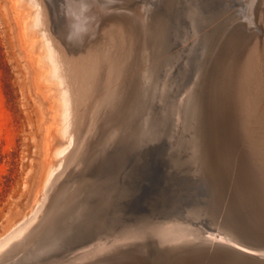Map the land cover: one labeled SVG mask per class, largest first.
<instances>
[{
    "label": "bare ground",
    "instance_id": "6f19581e",
    "mask_svg": "<svg viewBox=\"0 0 264 264\" xmlns=\"http://www.w3.org/2000/svg\"><path fill=\"white\" fill-rule=\"evenodd\" d=\"M14 1L17 22L22 29L21 41L24 48L26 49V52L29 54V60H31V63H33L35 67L36 79L37 81H39L40 87L42 89L43 86L47 87V85H45L46 83H51V85L55 86V91H57L56 98H54L56 101L50 96L48 97H50L52 101L54 100L52 102V108L54 110L53 121L57 125V135L61 136L67 142L66 145H64V147L61 149L51 147L53 144L52 142V144H48L47 160L49 158L51 160L50 155H52V157H54L56 160L65 157L67 152L74 145V136L76 134L74 135L73 133L76 130V126L77 130L80 131V136L78 137V147L75 151H73V154L70 156V158L66 160L67 165L63 163L65 166H67V169H69H65L64 174H62V176L64 177L63 182H61L56 186V188L53 189V191L50 193V196L46 199L45 203L43 202L44 204L42 207H37V203H41V201H39V198L37 199L35 207L31 210L30 216H32V218L30 216V219H27L25 217L24 221L14 225L13 228L3 238H0V264H140V260H138L135 255L145 253L151 246L154 247L153 255L151 257H143V261H145L147 264H168L169 262L172 264H186L189 261H193L199 264H206V262H209L211 256L217 257L221 254L222 251L230 252L235 257H237V254H235L236 252L234 250L238 247L253 253L251 254V256L257 257L259 259H264V249L258 251L250 250L248 247L242 245L238 237L232 232L221 233L220 223H218L219 221L215 219V215L210 214L209 210L211 208H219L220 205L218 206L217 204H219L220 202H228L229 197L235 200L236 196H231V194H229L233 188L230 187V179H227V175L222 177L221 180H218L215 177L216 175H213L212 173L213 170H215V166L210 160V156L206 151H200L201 147L199 141L196 138V135L200 133V128L198 127L197 122L198 120H200V117L201 119H203L202 115L200 116L199 112H203V110L205 109L204 105L201 103V92H203L204 90V84L202 83L199 85L198 88L200 91L195 92L193 89L194 86H197L198 81L200 80V75L204 70H206V64L215 55L216 43L220 41L221 36L224 35L225 31L231 28L232 24H234V22H237L238 20V22H240L241 20H248L249 23L254 22V13L251 11L254 7L255 0H233L232 2H230V0H224L225 2H223V4L229 7L233 6L234 4H237V6L231 9H227L224 14L217 18H214V16L212 15L213 13H215V11H213V3H209L206 0H185L184 13L185 19L189 24L190 31H187L188 33L185 31V33L183 32V35L181 37L182 49L180 51L175 50L174 52L173 49L171 51L168 50L169 52L166 58H162V54L156 53L151 44L152 40H155L158 44H160L161 48H163L167 44L165 39L162 37V34L155 33L153 31L154 17L156 15V11L160 9L159 7L161 4V0H136L137 2L131 5L126 3V1L129 0H66L69 7L68 14L75 19L74 26L72 25L71 27H68L67 25V27L69 28L68 31H70V33L73 32L71 34L74 38L73 42H75V45H80L81 42L83 45V42H87L86 40L90 38L93 39L94 36L96 37V34L103 31V29L106 28V26H108L110 23L112 25V22L115 25L114 27L117 28L115 32H118V29L121 27L123 31H121L122 34H120V36L122 35L124 39V48L123 50L119 49L117 51L123 54L121 57H119V59L122 58L121 64L119 65L120 69L116 66H113V70L119 69V71L117 72L121 73H119V75L122 82H120L115 89L116 96H114L113 93H109L102 99L100 98L95 101V109L89 119L85 116L86 113L82 112L75 117L82 104L80 105V103H77L78 108L74 105L73 95L68 84V75L66 72L68 68H65V62L61 58L52 38L50 37V34H48L46 30L43 31L42 36L40 34V36L43 38V41L41 43V50L43 51V53L40 55L36 54L38 55L36 57H34V55L32 54L33 52L31 51V49L34 48V46L36 45V39L37 37H39L38 35H36L35 30L36 28H39L43 25L42 8L39 1L31 0V5H29L32 7V9L34 8L35 11L32 10V12L28 14V22L25 20L28 16L23 15V11L26 7L28 8V6L24 5L26 7H22L24 9L23 11H20L18 6L21 1L22 3H24L25 0ZM131 2H133V0ZM169 2L171 4L173 3L172 0H169ZM27 3L30 2L28 1ZM30 6L28 9H30ZM256 8L257 7H255V9ZM261 12L262 11H260V13ZM262 22L264 23V21ZM239 25L241 27H244L245 29V25L243 22L239 23ZM261 26L262 24L260 25V27ZM67 27H65L66 32ZM111 29L112 28H110V30ZM163 29H165L164 26H162V30ZM26 30L31 32L27 33ZM107 31H109V29ZM238 31L242 32L244 30H242L241 28V30ZM238 31L237 33H239ZM232 32L235 34L234 31ZM248 32L250 35L253 34L251 31ZM28 34L31 35L32 42H29L27 40ZM242 34V37H245V40L249 36L248 33H246L248 34L247 37L244 35V32H242ZM109 35L110 34H108V36ZM66 36H68V32ZM214 36H218L217 40ZM236 36L231 37L230 39L228 38L229 40H231L229 42L231 43L232 39L239 38L241 34L239 35V37ZM95 37L94 39H96ZM105 37L107 38V35ZM105 37L103 36L102 39L105 40ZM170 37L171 39L175 40H177L178 38L175 33L171 34ZM250 37L251 36H249V38L247 39L251 40L254 38ZM241 38H239L241 41L239 39H235L239 41L236 44L240 47L244 44V42L246 44V41L243 42L244 39ZM63 39H65V36ZM107 39H109V37ZM215 40L217 41L216 43ZM259 40L260 39H258L257 41ZM253 41H255V38L254 40H251V42ZM98 42L97 43L100 44L101 41ZM229 42L226 44L228 46L232 45H229ZM251 42L249 41V43H247L246 45L250 44ZM88 43L89 40L86 44ZM114 43L115 45L117 44L115 41ZM70 44L72 46L73 43L66 44L68 45L67 47H69ZM91 44L93 43L90 42L87 47ZM250 45L253 46L252 44ZM92 46L94 47V44L91 45V47ZM255 46L256 44L254 45V47ZM73 47H75L74 44ZM83 47H85V44ZM87 47H85V49ZM234 47L237 48L234 45L233 47H231V49H234ZM88 48L86 49V51L81 53L89 52L87 51ZM113 48L112 50L116 49ZM262 48H259V50H261ZM69 49L73 50L72 47ZM85 49L83 48V50ZM91 49L90 52L92 51L95 53L94 50L96 49ZM231 49L230 52H227V54H229L230 56V59L232 55L234 56L233 53L237 54L236 51L239 48L237 50L234 49L236 51L232 52V55H230ZM248 49H251V47ZM98 51H100L101 53V50ZM98 51L96 52L98 53ZM107 51L109 50L107 49ZM223 51L226 52V48L223 49ZM244 51L245 50H243L242 52ZM61 52L63 53V50ZM197 52H199L198 56L200 58L198 60H195L196 62H193L192 59L194 53L196 55ZM73 55L71 58L72 62L74 61ZM83 56L80 55V57ZM229 56H227V58ZM104 57L107 58V56ZM232 59L236 60L233 57ZM179 61H182L183 70L186 72V75H189L190 71L194 67L196 68L195 80L193 81L192 85L190 87H187L184 91L181 90L183 84H180L179 82L172 84V80L175 77L173 71ZM221 63L222 62H220L219 65ZM238 63H240V67H242V70L244 71L245 68L243 67V63H241V61H239ZM102 66L103 65H101V67ZM227 66L224 67H226L227 69ZM41 67H44L45 70H42ZM224 67L220 65L221 69ZM231 68L234 69L233 66ZM43 71L47 73L44 78L42 77ZM235 71L237 72V70H234V72ZM221 73L222 74L220 75L222 76H225L226 74L225 72V74H223V72ZM85 74L86 73H84V75ZM161 74H163V77H161ZM217 74L218 73L216 72V76L219 75ZM228 74L229 75L226 76V78L228 77L227 79H229L230 76V73ZM239 75L242 74L240 73L238 74V76ZM100 79L103 80V78ZM227 79H225L224 83L227 82ZM100 81L101 80H99V85ZM221 83H223L222 80ZM95 85L96 84H94V87L97 86ZM102 85L103 84H101V86ZM215 87L217 88V86ZM219 87H221V85ZM219 87L217 89H220ZM239 88L237 90H239ZM213 90L216 91V89ZM93 91L95 92V90ZM180 91L183 93L181 94L178 106L176 107V101L174 100L173 93H180ZM230 92L231 91H229L228 94H230ZM228 94L225 96H228ZM232 95H234V93ZM211 96L215 95L211 94ZM228 97L231 99L230 96ZM90 98L92 99L93 97L90 96ZM239 98L240 97H238V99ZM212 99H214V97H212ZM215 99L217 98L215 97ZM234 99L235 97L232 96V100ZM238 99L236 100L237 103ZM236 101L234 100V103ZM228 102L231 103L232 101ZM92 103L93 102L91 101L89 106H92ZM220 104L222 105V101L221 103H219V106L223 107ZM223 104L225 105V103ZM241 104L243 103L241 102ZM87 106L88 105H86V107ZM211 107V109H213V106ZM214 107L216 111L217 108L216 106ZM223 108L222 110H224ZM230 108L232 107L230 106ZM86 109H84V111H86ZM237 109L234 111L237 112ZM225 110H227V113L228 111H233V109L230 110L229 108H225ZM219 111L221 112L220 108L218 109L217 113H219ZM88 113L90 114V112L87 111V116H89ZM233 113L234 112H231L230 114ZM212 115H215L216 117V114H213V112ZM220 115L221 113L219 114V116ZM233 115L235 116V114ZM230 116L231 115H228V117ZM231 117L229 121H232ZM239 117L240 116H237L238 119ZM241 118L242 117H240V119ZM217 119H219V117ZM213 120H216V118ZM237 124L238 126L236 127L238 129H241V127L239 128V123ZM226 127L227 124L225 126V131L227 129ZM231 127L229 128L231 129ZM236 127H232L234 128V130L228 129L227 131H235ZM49 128L50 130L47 138L50 140L51 132L53 131V129L52 127ZM174 129L175 133L172 132L174 131ZM236 131L238 130L236 129ZM241 132L238 131L237 135ZM233 133L236 134V132ZM230 135L234 137L232 133ZM237 135L235 137H237ZM241 135L243 136V134ZM157 136H163L167 140V142L171 141L172 143L169 151L167 152V157L169 158L170 164H168L166 167V169L168 170L165 172V178L169 177V171L172 167L179 168L182 165L190 163L195 167V169H193V174L190 175V177H188L186 174L182 175L181 179H179L175 183L177 188L174 187L173 191L170 189L171 199L168 198L167 193L163 198L165 200H161L149 208L133 209V211L130 212L132 213L131 215H129L130 213H128V211L116 210V208H113L111 206L110 201L111 194L114 192V188H102L100 186V183H98L99 181H97V178L99 176L105 175L107 172L104 166V164L107 165L105 152L112 146H115V144H118V146L121 147L129 146L133 141L138 140L143 142L147 139L156 138ZM180 136L181 138L178 142ZM239 136L240 135H238V137ZM219 137L220 135L218 136V139H220ZM235 137L234 139H236ZM232 138L231 140H233ZM239 138H241V136ZM240 141L242 142L243 140ZM223 142L227 141L223 140ZM223 142L222 140L220 141V143ZM236 142L233 143L235 146ZM238 147L239 146H237V148ZM243 149V151H245L246 148ZM186 150H192L193 156L188 158L185 154ZM219 151H221V149ZM246 152L248 153V151H245L243 153ZM215 154L217 155V152ZM250 154L252 155L253 153ZM220 155L222 156V154ZM229 155L232 156V154ZM251 155L250 157H253V155ZM217 157L219 158L218 155ZM256 157L259 156L256 155ZM256 161L257 160H255L254 162ZM51 162L53 161L51 160ZM200 162L206 165V169H208L210 173V178L208 179V181L204 173L205 168H203L201 165H198V163ZM227 162H229V160H227ZM135 164L137 165L136 162ZM224 165H222V167H224ZM60 167L61 164H59L58 162L54 164L49 163V171L44 179L45 185H47V187L44 185L46 189L48 188V185L51 184L54 176L57 175L56 173H58ZM239 168L238 170H234L239 172ZM252 172L254 173V171ZM255 173H257V171ZM102 178L105 177L103 176ZM153 181L154 180H151L150 183L147 184L148 188H152V190L156 187H159L160 189L164 188L163 185L166 182L164 179H157L156 182ZM218 183L221 184L222 194H217L216 192V185ZM236 185L238 187L241 186V188L243 187L247 191V193H250L253 190L256 194L261 195V193L264 191L259 189L261 185H257L258 188L254 187V189H252V185L249 184L251 190L247 188L248 186L245 187L242 186V184L240 185L239 183H237ZM233 187H235V184L233 185ZM244 189L242 192H244ZM44 193L45 191L43 192V194L41 193L42 196L45 195ZM262 194L264 195V193ZM204 201H207V203H204ZM183 210L185 211L183 212ZM258 219L259 218H257V220ZM232 221L236 225L241 226L235 219H232ZM259 224H261V220ZM207 225H210L213 228H217V231H211L207 228ZM91 236H96L97 238L94 241L83 244ZM76 244L79 245L77 247H74ZM246 256L250 257L249 254H246ZM44 259L47 260L43 261ZM241 264L248 263L242 261Z\"/></svg>",
    "mask_w": 264,
    "mask_h": 264
},
{
    "label": "rangeland",
    "instance_id": "374dc122",
    "mask_svg": "<svg viewBox=\"0 0 264 264\" xmlns=\"http://www.w3.org/2000/svg\"><path fill=\"white\" fill-rule=\"evenodd\" d=\"M28 1L30 3H27ZM38 1L40 3L41 8H42V15H43V25L42 26L44 28L41 26L39 28H36V30L39 29V30H37V32L35 30L36 35H38L39 37H37V39H36V45L34 46V48L31 49V51L33 52L32 54L34 55V57H36V56L43 53V51L41 50L42 49L41 43L43 41V38L41 36H42L43 31L46 30V32L48 34H50V37L52 38L55 47L57 48L61 58L65 62V68L66 67L68 68V69L66 68L67 69L66 72L68 75V84L70 86V89H71V92L73 95L74 105L77 106V103H80V105L82 104L80 109L78 110L77 114L75 115V117L77 115H79V113L82 112V113H86L85 116L88 117V119H89L91 117L94 109H95V101H97L100 98L102 99L104 96H106L109 93H111V94L113 93L114 96H116V90L115 89L117 88V85L120 82H122L120 79V75H119L120 72H117L120 69L119 65L121 64V60H122V58L119 59V57H121L123 55L117 51L119 49L123 50V48H124V45H123L124 39H123L122 35L120 36V34H122L121 33L122 27L118 29L120 31V33H119V31L115 32V30L117 28L114 27L115 25L112 22V25L110 23L108 26H106L107 30L109 29L110 32L107 31L106 28H104L103 31L99 32L100 34L98 33V34H96V37L94 36L96 39H94V37H93V39L90 38L91 40L88 39L89 40L88 44H90V42L94 44V47L93 46L91 47V45H93V44H91L89 46L91 48H93V50L96 49V50H94L95 53L92 51L90 52L91 48L89 46H88L89 47L88 48L87 47L88 44H86L88 42V40H86L87 42H85V43L83 42V45H82V42L80 45H75V42H73L74 38L71 34L73 32L70 33V31H68L69 30L68 27H71L72 25L74 26L75 19L68 14L69 7L67 5L66 0H38ZM131 1L132 0L126 1V3L131 5V4H134L137 2L136 0H133V2H131ZM25 2L22 3V1H21L20 2L21 4L19 3L18 6H19L20 11L24 10L23 8L26 7L24 5H27L28 8L31 5V0H25ZM256 7L257 8L255 9V11L254 10L251 11L254 13V22H252L253 25L248 23L249 26H248V24H246L245 29H244V27H241L242 30H244L242 32H244V35L246 37L249 34L248 31L252 32V30L254 29L252 32L253 34H251V35L249 34V36H251L250 38L254 37L256 42L253 41L254 44H253V42H251V40H254V38L251 40L247 39V38H249V36L245 40V37H242L243 36L242 32L238 31V30H241V28L237 25L236 27H238L239 29L235 28V30H233L235 32V34L233 32H231V36H229V39L231 37H235L236 35H237L236 37H239V35L241 34V36L239 38L242 37L241 39H244L243 42L246 41V44L249 43V41H250L251 42L250 44H252L253 46H251L250 44L246 45L245 42H244V44L241 43V44H243L241 47L239 45L237 46L236 43L239 41H237L235 39H239V38L232 39L231 43L229 42L231 40H229V39L226 40L225 43H223V46L224 45L225 46L224 47L222 46L223 47L222 50L226 48V52L221 51V53L222 52L224 53V54L220 53L221 56L219 54V63L220 62L224 63V64H222V63L220 64L222 67L227 66L229 64L228 65L229 67L227 66V69H226V67L221 69L220 65L218 66V69L216 72L219 74V75L217 74L219 77L216 76V74H215L216 79H214V82L210 87V91H211L210 92V101L213 100L210 102L211 103L210 106H213V109H211V112H213V114H216V117L214 115L213 119L216 118V120H217V122H216V120H214L216 122L217 129H222V130H218V132L220 131L221 133L219 132V135H220L219 138L220 139H217V141L222 140V142H223V140H224V141L228 142V143L223 142V143H225V144H223V143H220V141H218L219 144H218V142L216 143L217 147L215 149V152H217V155L219 156V159H218L220 161L219 166L222 167V165H224V164L226 165V167L224 165L225 168L222 167V169L224 170L225 176L227 175L226 176L227 179H230V182H229L230 187H233V185L235 184V187L238 188V190L240 189L239 192H241V193H243L242 191L244 188L243 187L241 188V186L238 187L236 185L237 183H239L240 185L242 184V186H245V187L248 186L247 188H249L250 190H251V187H253L252 189H254V187L258 188V186L261 185L259 187V189L262 191L264 190V157H263L264 156V45H263L264 44L263 43V41H264V32H263L264 31L263 30L264 29V23L262 22V21H264V0H260V2L258 3V5ZM28 8L26 7L25 10L26 9L27 10L23 11L24 16H28V14L32 12V10L35 11V9L34 8L32 9L31 6H30V9H28ZM159 8H160L159 11L166 12V9H165L166 8V0H161V4H160ZM161 8H162V10H161ZM65 10L67 13L65 12ZM260 11H262V12L260 13ZM65 17H66V19H65ZM25 20L28 22L29 16ZM261 24H262V26L260 27ZM67 25H68V27H67ZM246 26H248V27H246ZM65 27H67L68 36H66L67 32H66ZM110 28H112V29L110 30ZM237 31L239 33H237ZM26 32L30 33L31 31L29 32L26 30ZM245 32L248 34H246ZM115 33H117V34H115ZM40 34H41V36H40ZM108 34H110L111 36L110 35L108 36ZM106 35H107V38L109 37V39H107L105 37ZM253 35H255V36H253ZM21 36H22V29H21V26L17 22V15L15 13V1L14 0H0V238H3L13 228L14 225H16L19 222L24 221L25 217L27 219H30V217L32 218V216H30L31 210L35 207L37 199L39 198V201H41V203H37V207L38 206L42 207L43 204L45 203L46 199L50 196V193L53 191V189L56 188V186L59 185L61 182H63L64 177L62 176V174H64L65 169H67V166H65V165H67L66 160L68 158H70V156L73 154V151H75L76 148L78 147V137L80 136V131L77 130V126H76V130L73 133L74 135L76 134L74 136V145L70 148V150L67 152L65 157H62V158H59L56 160L54 157H52V155H50L51 160L53 162H51L50 158L47 160V145L48 144L50 145L53 143L51 147L61 149L64 147V145H66V142H67L61 136L57 135V131H56L57 125L53 121L54 110L52 108V102L55 100L54 98H56L57 91H55V88H54L55 86L51 85V83H46L45 85H47V87L43 86V89L40 87L39 81H37V79H36L35 67H34L33 63H31V60H29V56H28L29 54L26 52V49L24 48V46L22 44ZM64 36H65V39H63ZM103 36L105 37V40L102 39ZM57 37H59V38H57ZM257 37H258V39H260L259 41H257L258 40ZM259 37H261V38H259ZM69 38H71L72 40ZM39 39H41V40H39ZM27 40L29 42H32L30 34H28ZM109 40L111 43L109 42ZM234 40H235V43H234ZM98 41H101L100 44H98L99 43ZM114 41L117 43L116 45H115ZM227 41L229 42V45L230 44H232V45L228 46L226 44V43H228ZM260 42L263 44H261ZM69 43H73L75 47H73V44H72V46L70 44L69 47H67L68 45H66V44H69ZM57 44H59L61 46H59ZM63 44H65L66 46ZM84 44H85V47L88 48L87 51H89V52L81 53V52L86 51V49H87V48L85 49V47H83ZM106 44H109V45H106ZM233 44L237 47V48L234 47V49L237 50L239 48L237 51L234 50L233 48L231 49V47L234 46ZM238 44H240V43H238ZM255 44H256V46L254 47ZM244 45H246V46H244ZM257 45H259V46H257ZM70 46L72 47V49L74 51L69 49V48H71ZM80 46H82V47H80ZM226 46H228V47H226ZM60 47L62 48L63 53L61 52L62 50ZM79 47H80V49H79ZM250 47H251V49H248ZM83 48L85 50H83ZM112 48L113 49L116 48V49L112 50ZM259 48H262V49L259 50ZM107 49L109 51H107ZM227 49H229V50H227ZM230 49H231L230 55H232V52L236 51L237 54L233 53L234 56L232 55V57L235 58L236 60H233L232 57L230 59L229 54H227V52H230ZM78 50L80 53L78 52ZM98 50H101V53ZM243 50H245L246 52L245 51L242 52ZM75 51H76L77 58L75 56ZM96 51H98V53ZM174 51L175 50H173V52ZM78 53L82 56L84 54L85 55L83 57H80V55ZM36 54H38V55H36ZM72 55L74 58L73 62L71 59ZM116 55H117V57H116ZM102 56L103 57L107 56V58L106 57L103 58ZM227 56H229L228 58L230 60L227 58ZM92 57H93V59H92ZM221 58L223 60H225V59L226 60L223 61ZM244 60H245V62H244ZM246 60H248L249 62ZM239 61H241V63H243V67L245 68L244 71L242 70L243 68L240 67V63H238ZM116 62H118V63H116ZM245 63H247L248 65ZM84 64H86V65H84ZM236 64H239V65H236ZM244 64H245V66H244ZM101 65H103V66L101 67ZM113 66L114 67L116 66L119 69L113 70ZM232 66L234 67V69L231 68ZM241 66H242V64H241ZM99 68L101 71L99 70ZM239 68H241V69H239ZM41 69L45 70L44 67H41ZM219 69H220V71H219ZM102 70H104L105 72ZM234 70H237V72L236 71L234 72ZM226 71L228 73H230L231 77L229 76V79H227L228 77L226 78V76L229 75ZM239 71H241V72H239ZM221 72H223V74L226 73L225 76L223 75L224 77L222 75H220V74H222ZM84 73H86V74L84 75ZM240 73L242 75L238 76V74H240ZM42 74H43L42 77L44 78L47 73L45 71H43ZM101 74H106V75H101ZM98 75H100V76H98ZM96 76L98 79L96 78ZM236 76H238V77H236ZM99 77L103 78V80L100 79ZM105 77H106V79H105ZM88 78H90V79H88ZM104 79H105V81H104ZM225 79H227L226 83H224ZM93 80H94V82H93ZM99 80L102 81V82L100 81V85H99ZM221 80L223 81V83H221ZM236 80H238V81H236ZM235 81H236V83H235ZM94 84H96L97 86L95 85L96 87H94ZM101 84H103V85L101 86ZM220 85H221V87H219ZM99 86H101V87H99ZM215 86H217V88L219 87L220 89H217ZM224 86H227L228 88L224 87ZM242 87H245V88H242ZM238 88H239V90H237ZM80 89H81V91H80ZM101 89H102V91H101ZM107 89H108V91H107ZM213 89H216V91ZM93 90H95V92ZM212 90L215 91L216 94ZM220 90H221V92H220ZM228 90L231 91L230 94H228V92H229ZM222 91H224V92H222ZM55 92H56V94H55ZM218 93H220V94L222 93V94L220 95ZM233 93H234V95H232ZM211 94L215 95V96H211ZM227 94H228V96L231 97V99L228 96H225ZM48 96H50L54 100L52 101L50 99V97H48ZM90 96L93 98L91 99ZM222 96L225 97L226 99L223 98ZM232 96L235 97V99H234L235 101L238 99V97H240L238 99V103H237V101L234 103V100H232ZM212 97H214V99L216 97L217 99L214 100V99H212ZM236 97H237V99H236ZM89 99H91V100H89ZM219 99H221V100H219ZM91 101L93 102L91 104L93 107L89 106ZM215 101H217V102H215ZM221 101H222V105L220 104L221 106H223L227 109L229 108L230 110L233 109V111H230V112L228 111V113H227V110H225V108L219 106V103H221ZM228 101H230V102L232 101V102L229 103ZM226 102H227V104H226ZM241 102L243 104H241ZM223 103H225V105ZM215 104H217V105H215ZM230 104H232V105H230ZM244 104H246V105H244ZM86 105H88V106L86 107ZM242 105H243V107H242ZM214 106H216V108H217L216 111L214 109L215 108ZM230 106L232 108H230ZM82 107H83V110H82ZM233 107H235V108H233ZM77 108H78V106H77ZM89 108H91V109H89ZM219 108L221 109V112L219 111V113H217ZM222 108L225 111L222 110ZM84 109H86V111H84ZM236 109H237L238 113L236 111H234ZM87 111L90 112V114L88 113L89 116H87ZM231 112H234L233 114H235V116L233 114H230ZM220 113H221V115L219 116ZM228 115L232 116V117L230 116L232 121H229L230 117H228ZM237 116H240L242 118L240 119V117H239V119H238ZM218 117H219L220 121H219V119H217ZM227 117H228V120H227ZM219 122L220 123L222 122V123L220 124ZM217 123H219V124H217ZM237 123H239V128L241 127V129H238L236 127V126H238ZM226 124H227V127H226L227 129L225 131ZM231 126L236 127V129L239 132L242 131L240 134L238 133V135H240L241 138H239L240 136L238 137V135H237L238 131H236V129H235V131H227L228 129H230L229 127H231ZM49 127H52V129H53V131H52L53 133L51 132L50 140L47 138L49 130H50ZM232 127L230 130H234V128H232ZM222 131H223V134H222ZM224 132L225 133L228 132V133L225 134ZM229 132H231L233 135L235 134L233 132H236V134L234 135V137L237 135V137H235L236 139H234V137L232 135H230L231 133H229ZM241 134H243V136ZM229 136L231 138L233 137L232 138L233 140H231V138ZM221 137H222V139H221ZM237 139H239V140H237ZM236 140L238 143L236 142ZM240 140H243V141L241 142ZM239 141H240V143H239ZM244 141L247 144H245ZM232 142L233 143L236 142V146ZM221 144H223V145H221ZM237 144H239V145H237ZM242 145H243V147H242ZM237 146H239V147L237 148ZM243 148H246L245 151H248V153L246 152L247 154L243 153V152H245V151H243L244 150ZM254 148H255V151H254ZM220 149L222 152L219 151ZM118 150L120 152L122 150V147L119 148ZM240 150L243 152H241ZM250 153H253L252 154L253 157H250V155H251ZM220 154H222V156ZM225 154H226V156H225ZM229 154H232V156H230ZM256 155L259 157H256ZM113 156H115L116 159L118 157L120 158L119 153H118V157H117V153H115V152H114ZM220 158H222V159H220ZM252 158H254V159H252ZM140 159H141V157H138V160L136 161L137 165L134 164L131 167V171H130V176L132 177V180L135 179V181L138 179H141L142 177H145L144 172L146 173V171L148 170V168L145 169L146 171L143 170L144 167L141 165L142 163H141ZM223 159H225V160H223ZM222 160L224 163L222 162ZM227 160H229V162L232 160L230 162L232 166L230 165L229 162H227ZM252 160H254V161L257 160V161L254 162ZM250 161H251V163H250ZM57 162L59 164H61V167H60L61 170L60 169L58 170V173H56L58 176L55 175L51 184H49L51 187L48 185V188L46 189L47 185H45L44 179H45L46 174L49 171L48 165H49V163L54 164ZM116 162L118 163L119 160L117 159ZM235 165L238 168L240 167L239 172L234 170V169L238 170V168ZM228 167H230V168H228ZM231 167H233V168H231ZM234 167H236V168H234ZM133 169H135V170H133ZM150 169H151V167H150ZM225 169H228V170H225ZM67 170H69V169H67ZM255 170L257 171V173H255L256 172ZM252 171H254V173ZM260 172H261V174H260ZM118 173H119L118 167H113L110 170V175L111 174L117 175ZM240 174H241V176H240ZM165 176H166L165 173L160 174V178L162 177L161 179H165ZM233 177H234V179H236V181H234ZM238 177H240V178H238ZM243 180L245 183L243 182ZM245 180H247V181H245ZM249 184L252 186L250 187ZM49 187L51 188V191H50ZM44 191H45V193H44L45 195H43L44 196L43 197L42 194ZM244 192H247V191L244 189ZM39 193L40 194L42 193V194L40 195ZM262 193H264V191ZM262 193H261V195H263ZM258 218L259 219L257 220V223H259L261 220L260 225L263 226L264 225V215L262 214Z\"/></svg>",
    "mask_w": 264,
    "mask_h": 264
},
{
    "label": "water",
    "instance_id": "95a60500",
    "mask_svg": "<svg viewBox=\"0 0 264 264\" xmlns=\"http://www.w3.org/2000/svg\"><path fill=\"white\" fill-rule=\"evenodd\" d=\"M172 1L173 3L171 4L169 0H166V12L158 10L159 12L156 11V15L154 17L153 31L155 33L162 34V37L165 39L167 44L163 48H161V45L158 44L155 40H152L151 44L156 53L162 54V58H166L168 56V52L172 49L180 51L182 49L181 37L183 35V32L190 31L189 24L185 19L184 13L185 0ZM206 1L214 4L213 11H215V13L212 14L214 18H217L224 14L227 9H231L237 6V4H234L233 6L229 7L223 4V2H225L224 0ZM232 1L233 0H230V2ZM259 2L260 0H255L252 10L255 9ZM238 21H235L234 24H232L231 28L225 31L224 35L221 36V39L218 43H216L218 36H214L216 39L215 55L206 64V70H204L200 75V80L198 81L197 86L193 87L195 92L200 91L198 88L199 85L202 83L204 84V90L203 92H201V103L204 105L205 109L203 110V112H199L200 116L202 115L203 119H201L200 117V120H198L197 122V125L200 128V133L196 135V138L200 143V151H206L210 156V160L215 166V170H213L212 173L213 175H216L215 177L218 180H221V178L224 177L225 174L224 170L219 166V158L215 154V148L218 139L217 136L219 132L213 120V115L211 112L210 87L214 82L215 74L219 66V54L221 51H223L222 45L224 41L229 38L231 32L235 28H238L236 27L237 25L240 26L239 23L243 22L244 25L249 23L248 20H241L240 22ZM250 24L253 25V23ZM162 26H164L165 29L162 30ZM174 33L176 36H178L177 40L171 39L170 37L171 34ZM198 55L199 52H197L196 55L194 53L192 59L193 62H196L195 60H198L200 58ZM195 70L196 68L194 67L190 71L189 75H186V72L183 70L182 61H179L173 71L175 77L172 80V84H175L176 82L183 84L181 90L184 91L187 87H190L195 80ZM161 77H163V74H161ZM182 93L183 92L181 91L180 93H173L174 100L176 101V107L178 106L179 99ZM172 132L175 133V129ZM180 138L181 136L179 137L178 142ZM171 145V141L167 142V140L163 136H157L156 138L147 139L143 142L138 140L133 141L129 146H123L120 152L118 149L121 148V146L115 144V146H112L105 152L107 165L104 164V166L107 172L105 175L99 176L97 178V181H99L98 183H100V186L102 188H114V192L111 194L110 199L111 206L113 208H116V210L120 211H128V213H130L133 211V209L149 208L157 202L165 200L163 198L167 193L168 198L171 199L170 194L171 190L173 191L174 187H176L175 183L179 179H181L183 174H186L188 177H190V175L193 174V169H195V167L191 163L182 165L179 168L172 167L169 171V177L164 179L166 181L163 185L164 188L160 189L159 187H156L153 190L152 188H148L147 184H149L151 180H154L153 182H156L157 179L163 180L160 178V174L165 173L168 170L166 169V167L168 164H170V161L167 157V152L169 151ZM114 152L117 153V157L119 153L120 158H117L119 160L118 163L116 162L117 159L115 158V156H113ZM185 154L188 158L193 156L192 150H186ZM138 157H141L140 161L142 163L141 165L144 167L143 170L147 168L148 170L145 173V177H142L143 179L141 178L135 181L132 180L130 171L133 164H135V162L138 160ZM198 165H201L203 168H205L204 173L208 181V179L210 178V173L208 169H206V165L202 162L198 163ZM113 167H118L119 173L117 175H110V170ZM103 176L105 178H102ZM232 188L233 189L229 194H231V196L235 195L237 198L235 197V200H233L231 197H229L228 202H220L221 204H217L218 206L220 205L219 208L214 207L209 210L210 214L215 215V219L219 221L218 223H220L221 233L232 232L238 237L240 243L248 247L250 250L258 251L264 249V227L257 223V218L260 215L264 214V196L256 194L253 190L250 193H240L238 189L234 187ZM221 190V184L218 183L216 185L217 194H222ZM204 203H207V201H204ZM185 210H183V212ZM131 214L132 213H130L129 215ZM232 219L238 221L241 226L236 225L232 221ZM207 226V228L211 231H217V228H213L210 225ZM96 238V236H91L83 244L94 241ZM78 245L79 244H76L74 247H77ZM234 251L236 252L235 254H237V257H235L230 252L222 251L221 254L217 257L211 256L209 262H206V264H241L242 261H245L248 264H264V259H259L257 257L251 256V254L253 253L246 251L240 247L235 248ZM153 253L154 247L151 246L145 253H140L135 256L138 260H140V264H147L145 261H143V257H151ZM246 254H249L250 257L246 256ZM45 260L47 259H44L43 261ZM168 264L172 263L169 262ZM186 264L199 263L189 261Z\"/></svg>",
    "mask_w": 264,
    "mask_h": 264
}]
</instances>
